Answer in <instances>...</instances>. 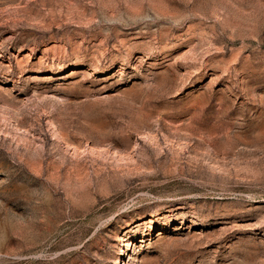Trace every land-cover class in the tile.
<instances>
[{
    "label": "rangeland",
    "instance_id": "1",
    "mask_svg": "<svg viewBox=\"0 0 264 264\" xmlns=\"http://www.w3.org/2000/svg\"><path fill=\"white\" fill-rule=\"evenodd\" d=\"M0 264H264V0H0Z\"/></svg>",
    "mask_w": 264,
    "mask_h": 264
}]
</instances>
